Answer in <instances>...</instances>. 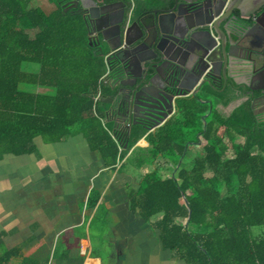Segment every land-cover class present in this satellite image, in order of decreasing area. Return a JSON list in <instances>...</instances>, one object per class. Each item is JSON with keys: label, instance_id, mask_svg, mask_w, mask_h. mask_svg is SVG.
<instances>
[{"label": "trees", "instance_id": "16d2710c", "mask_svg": "<svg viewBox=\"0 0 264 264\" xmlns=\"http://www.w3.org/2000/svg\"><path fill=\"white\" fill-rule=\"evenodd\" d=\"M34 1L0 0V160L36 152L37 137L52 144L82 135L114 170L145 130L134 129L126 140L111 136L94 100L106 92L105 62L89 47L83 20L59 5L45 12ZM24 64L39 70L26 72ZM194 107L187 104L181 120L146 135L147 148L130 152L135 166L161 157L174 170L166 177L158 168L144 174L131 207L146 223L160 216L159 243L181 264H264V128L241 127L242 115L252 117L244 106L202 127ZM200 139L203 152L183 163L186 142ZM98 198L93 191L87 207ZM68 243L69 249L56 242L52 263L83 264L86 250ZM3 246L0 240V264H37L21 246Z\"/></svg>", "mask_w": 264, "mask_h": 264}, {"label": "flooded vegetation", "instance_id": "af4514ba", "mask_svg": "<svg viewBox=\"0 0 264 264\" xmlns=\"http://www.w3.org/2000/svg\"><path fill=\"white\" fill-rule=\"evenodd\" d=\"M76 1L57 0L55 8L59 5L65 12L79 16L86 34L88 30L106 27L105 36L112 46L117 45V40L110 36L117 24L127 29L129 42V25L134 17L146 15L145 22L152 24L150 15L156 10L164 13L163 20L173 24L180 35L186 31L185 19L188 18L190 24H201L192 31L205 40V48L192 45L188 52L177 57L176 64L161 61L148 69L147 62L129 65V46H124L116 57L101 41L98 31L93 33L91 48L95 55L103 58L106 67L103 77L106 92L101 96L109 101L108 104L99 102L98 107L102 112L107 111L104 123L111 124L112 137L126 140L134 129L144 126L150 128L145 131L148 135L181 120V111H186L187 104L195 106L191 111L198 114L202 127L212 123L214 117L217 119L214 124H218L244 106L252 117L248 122L242 115L241 127L248 123L264 128V5L245 13L231 9L232 0H93L98 5V16L91 20L84 17L87 13L80 4L73 7ZM245 26L248 30L243 32ZM155 35L151 30L148 40L151 48ZM153 56L152 51L145 50V59H155ZM141 73H147L153 81L154 87L148 88V92L156 98L152 100L154 104H150L160 114L155 116L156 123L146 121L152 116L151 109L141 107L139 102L135 104L134 117L124 116L125 101L128 103L129 98V76ZM237 141L243 143V136ZM205 144L202 139L187 141L185 160L200 155ZM196 148L199 150L195 151Z\"/></svg>", "mask_w": 264, "mask_h": 264}, {"label": "crops", "instance_id": "0c3cea01", "mask_svg": "<svg viewBox=\"0 0 264 264\" xmlns=\"http://www.w3.org/2000/svg\"><path fill=\"white\" fill-rule=\"evenodd\" d=\"M145 136L134 147L147 148ZM34 145V153L6 155L0 160L3 247L21 246V254L27 255L36 244L44 243L53 251L56 242L62 241L69 249L68 242L78 240L76 230L81 228L89 241V229L95 227V239L108 240L113 248L110 256L116 264H181L159 243L154 224L160 216L146 223L131 207L142 176L158 168L160 175L166 177L172 173V164L159 157L154 163L135 166L129 163L132 147L112 170L90 151L82 135L52 144L37 137ZM55 179L58 180L53 183ZM77 179L82 182L78 184ZM45 181L48 186L42 190L39 184ZM93 191L99 198L91 209L86 201ZM102 214L104 218L100 217ZM88 261L102 264L99 256L87 255L83 264ZM18 263L14 260L11 264Z\"/></svg>", "mask_w": 264, "mask_h": 264}, {"label": "water", "instance_id": "95a60500", "mask_svg": "<svg viewBox=\"0 0 264 264\" xmlns=\"http://www.w3.org/2000/svg\"><path fill=\"white\" fill-rule=\"evenodd\" d=\"M186 2H189L185 0ZM80 4V7L84 9L87 16L91 20L95 19L98 14V5L93 0H77L73 7ZM264 5V0H232L231 9H237L245 13L257 10L259 7ZM163 14L161 10H156L150 17L152 18V24L145 22V16H137L131 21L129 25V42L127 39V29L120 27L117 24L116 29L110 34L113 39L117 40V45H111L107 37L105 36L106 27L98 28L92 31L88 30V45L91 47L92 35L94 32L98 31L101 37V41L104 43L108 51L113 52L117 57L124 49V46H129V65L131 62H147V69L154 68L156 64L161 61H168L170 63H177V57L182 53L186 52L192 45H198L200 49L205 48V40L193 34L192 29L194 27H199L201 24H190L189 19H185V33L180 35L176 29H174L173 24H169L163 20ZM155 32V38L153 40V46H149L148 40L150 36V31ZM248 27H243V32L247 31ZM135 34V35H134ZM129 43V44H128ZM169 46V47H166ZM102 48L100 47V51ZM152 51L154 54L153 58H158V61L154 62L155 59H145L144 52ZM188 52V51H187ZM179 82H182L181 80ZM129 98L128 103L125 101V111L124 116L127 118L134 117L132 113H135V104L140 103L143 108L151 109L152 116L146 121L156 123L155 116L160 115L156 108L150 104L153 103L154 98L149 92L148 88L154 87L152 78H148L147 73H141L140 75H130L129 76ZM94 100L102 104H108L109 101L106 100L101 95H95ZM121 106V105H120ZM124 108V105L121 106ZM104 116H107V111H104ZM114 127L116 125L115 121ZM145 131H149V126H144L142 128ZM141 141V140H140ZM125 144V147L126 148ZM190 214V212H189Z\"/></svg>", "mask_w": 264, "mask_h": 264}, {"label": "rangeland", "instance_id": "374dc122", "mask_svg": "<svg viewBox=\"0 0 264 264\" xmlns=\"http://www.w3.org/2000/svg\"><path fill=\"white\" fill-rule=\"evenodd\" d=\"M56 1L57 0H36V1H34L32 3V5L35 6V7H40L45 12H50L51 10H53L55 8ZM22 68H23L24 71L30 72V73H37L38 70H39V66L37 64H24L22 66ZM25 89L31 91L32 88L31 87H26ZM39 91L43 92L42 89H39ZM46 91H49V90H46ZM108 125H110V124H108ZM76 136H78V135H76ZM194 150L197 151V150H199V148H196ZM185 161L186 160L184 159L183 163ZM173 172H174V170H173ZM172 173H171V175H172ZM168 175H170V173H168ZM56 180H58V179H55L53 181V183L56 182ZM76 181L77 182L80 181V183L82 182L81 179H77ZM80 183L78 182V184H80ZM72 185H74V183ZM47 186H48L47 185V181L41 183V185L39 184V187L42 190L47 189ZM43 196L45 198V194H43ZM44 198H40V199H44ZM85 209H86V207H85ZM85 209H83V210H85ZM97 217H99V216H97ZM100 217L104 218V215L102 214ZM99 221L101 222L102 220H99ZM97 227H101V225H99ZM94 228L95 227H91L89 229V231H90L89 232V237H90L89 241H88L87 237L85 239V236L84 237L81 236V234L84 233V231L81 228L76 230L75 237L78 238V240L74 241V245H78L79 244L81 247H83L84 250H86L85 251L86 256L87 255H91V256H99V257H101L102 264H116L114 259L110 256L113 253V248L110 247V244H109L108 240L107 241H104V240H99L98 241V240L95 239L97 236H95V232L93 230ZM105 228H108V227H105ZM106 230H108V229H106ZM256 230L257 229H255V228L252 229L253 233ZM85 246H86V248H85ZM68 248H70V244H68ZM80 253H81V250H80ZM52 254H53V251L50 248H48L47 245H45L44 243H39V244H36L33 247V249L27 253V255H25V254H23V255L26 256V257L34 258L35 261L37 262V264H54V263H52ZM78 254H79V252L76 253V255H78ZM87 264H95V262L88 261Z\"/></svg>", "mask_w": 264, "mask_h": 264}, {"label": "built area", "instance_id": "2783aa9c", "mask_svg": "<svg viewBox=\"0 0 264 264\" xmlns=\"http://www.w3.org/2000/svg\"><path fill=\"white\" fill-rule=\"evenodd\" d=\"M96 102V101H95Z\"/></svg>", "mask_w": 264, "mask_h": 264}]
</instances>
